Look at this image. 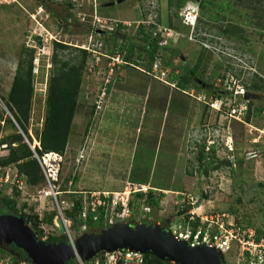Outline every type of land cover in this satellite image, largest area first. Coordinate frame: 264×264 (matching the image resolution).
<instances>
[{"label": "rangeland", "instance_id": "rangeland-1", "mask_svg": "<svg viewBox=\"0 0 264 264\" xmlns=\"http://www.w3.org/2000/svg\"><path fill=\"white\" fill-rule=\"evenodd\" d=\"M104 1L114 3L104 6ZM201 1L185 0L177 8L179 0H173L171 6L167 0H0V137L12 132L4 121L6 115H11L1 97H8L22 48L33 49V96L26 132L36 144L35 136L44 116L53 37L69 45L62 52L66 57L78 54L79 45L101 43L97 50L109 55L118 51L123 58L132 43L136 47L134 58L141 54V60L116 65L107 84L104 57L92 71L82 68L76 113L59 161L56 187L66 190L61 198L83 199L90 191L87 187L112 190L125 185L126 178L179 189L183 197L188 194L196 201L197 213L224 212L229 221L264 232V0H210L213 3L204 2L203 8ZM191 4L196 5L198 12L193 24L192 20L185 22L180 17L186 5ZM176 11L178 16L174 15ZM62 18H67L69 24L58 23L57 19ZM97 18L105 21L101 23L104 29L113 31H95L94 27L100 25ZM123 20L130 22L116 25ZM138 25H144V31L137 35ZM158 25L170 29L166 40L171 41L173 49L166 55L162 49L161 65L152 72L143 51L146 41L141 36L156 31ZM226 28L228 32L223 31ZM39 33L43 37L40 45L35 42ZM179 55L185 60L181 72L200 60L198 78L214 84L213 90L218 94L219 89L232 94L216 96L213 90L205 93L194 82L185 86L184 91L170 86L174 78L168 72H176ZM160 71L165 75L159 76ZM103 86L105 95L100 96ZM112 88L118 93L113 99L109 95ZM189 90H194L197 98H192ZM108 98L111 103L107 104ZM97 105L101 107L98 109ZM248 109L250 116L246 120ZM102 111L105 118L99 124ZM4 146L0 145V155L7 153ZM201 151L202 160L198 158ZM80 153L84 158L77 160ZM130 167L129 179L126 174ZM0 190L10 197L16 195L11 185ZM37 190H17V206L41 217L53 211L54 204L49 197H40ZM81 190L84 192H77ZM137 193L130 194V223L147 222L175 229L181 203L175 202L177 195L154 193L160 204L148 206L144 201L146 192L143 197ZM145 206L148 211L143 210ZM83 224L74 226L70 220L73 239L96 230V226ZM40 228L41 239L60 234L52 229L53 223H41ZM0 247L9 251H1L0 257L14 261L19 258L7 246ZM223 258L227 264H233L237 258L235 249ZM87 261L86 264H92L90 259ZM125 264L136 263L128 260Z\"/></svg>", "mask_w": 264, "mask_h": 264}, {"label": "trees", "instance_id": "trees-1", "mask_svg": "<svg viewBox=\"0 0 264 264\" xmlns=\"http://www.w3.org/2000/svg\"><path fill=\"white\" fill-rule=\"evenodd\" d=\"M185 0H179L176 3L177 8L183 6ZM204 2L212 4L213 1L202 0L200 2L201 8L204 7ZM173 0H167V5L171 6ZM229 5V4H228ZM175 16H178V12H174ZM198 15V13H197ZM182 15L180 14V17ZM122 25V24H118ZM137 35L144 31V25H138ZM238 31L239 28L236 27ZM228 32L229 29L226 28L223 30ZM37 38V37H36ZM141 39L146 41V44L143 45V51L147 57V62L152 65L154 54L156 51L160 50L162 54V47L158 45L159 36H154L151 32L146 33L141 36ZM38 45L41 44L40 39L36 42ZM53 50L51 54V69L50 75L46 84V93L44 99V116L41 123V129L36 133L35 139L36 144H33L31 137L26 132V126L29 122L30 110H31V100L33 96V49L30 47L22 48V53L19 58L17 69L12 80L11 88L8 93L7 99L1 97L6 106L7 111H9L10 116L6 115L4 121H7L12 128V132L3 137H0V145H5L3 148L7 149L5 155H0V165L14 164L18 170V174L24 177L27 189L37 188V185L44 184L45 179L41 171L40 165L35 158L34 154L41 157L44 153L54 152L60 155H63L66 150L68 143V138L70 134L71 124L76 113L77 106V96L79 91V86L81 82V71L85 66L87 68V62L90 58V54L82 48H77L78 54L66 57L64 52L66 49L70 48L69 45L53 40ZM123 47V46H122ZM122 47L120 49H122ZM135 45L130 43L123 60L126 65L136 64L141 60V54L135 55ZM118 53L115 51L113 55ZM111 55V54H110ZM131 60V61H130ZM200 63L198 60L193 67L185 70V74L182 77H179L177 73L172 70L171 76L176 82V87L183 90L187 85H190L192 76L196 74L197 67ZM125 64V63H124ZM257 87V86H255ZM216 96H221L217 92ZM93 110V109H92ZM250 109H248L245 115L246 120H248L250 114ZM18 128L21 129V132L26 136L27 140L33 149L24 141V138ZM205 144H203V147ZM200 160L203 158V151L200 152ZM77 178H75V181ZM67 179L65 182H68ZM72 182V181H71ZM4 188V187H0ZM15 194H18V189L14 187ZM59 190L65 192L64 187H58ZM73 194L76 192L74 189L71 191ZM16 195L10 197L8 193L0 190V214L8 213L16 215L23 219L24 223L29 225L33 230L37 239L42 237V229L40 228L41 223L52 224L55 211L46 212L41 218L37 216L36 213H28L24 211V207L17 206ZM136 195L143 197V192H139ZM145 203L148 206L160 204V198L157 195L152 193V190L147 194L145 193ZM82 198L74 197L72 199L73 206L72 217L74 226L81 225L85 223L88 226H96V232L103 229V220L106 216V213L103 210H97V218L93 219V213H88L86 218H81L80 210L82 208ZM131 206L133 203L130 201ZM147 206V207H148ZM134 223V222H133ZM136 223V222H135ZM134 223V224H135ZM238 225V224H236ZM242 226V225H240ZM106 227V226H105ZM246 227V226H242ZM257 235H261L264 232H261L260 229L255 228ZM66 240V237L63 234H58L56 236H47L45 241L52 243L55 241ZM10 250L15 253L17 257H27L26 253L21 249L16 247L13 243L9 244ZM9 252L8 250L0 247V252ZM11 251V252H12ZM74 259H69L65 264H72ZM87 262V261H86ZM140 264H175L168 260H161L155 257L150 253L142 254V261Z\"/></svg>", "mask_w": 264, "mask_h": 264}, {"label": "built area", "instance_id": "built-area-1", "mask_svg": "<svg viewBox=\"0 0 264 264\" xmlns=\"http://www.w3.org/2000/svg\"><path fill=\"white\" fill-rule=\"evenodd\" d=\"M182 20L185 22L193 21L197 18V7L196 5H186L183 12H181ZM100 22L99 26H95L94 30L98 33H102L104 30L103 24L105 21L97 18ZM108 30L112 28H106ZM168 27L158 25L156 31H153L154 36H159L158 45L163 47L166 42ZM35 42L37 40H42V34L36 35ZM53 39L57 41L54 37ZM60 42V41H58ZM98 46V47H97ZM101 43L95 45L93 43L89 45H79V48L85 49L89 54L90 58L87 62L88 71H92L95 66L99 63L100 58L104 57L106 59L107 66V78L105 79V84L109 82V76L112 74L114 67L120 65L121 63H126L119 53L114 55H109L107 53L97 50ZM162 55L161 51L158 50L154 54V58L151 65V71H157L161 65ZM165 73L160 71L159 76H164ZM158 76V77H159ZM162 77H160L161 79ZM108 86V85H107ZM106 87H101V95L104 96ZM210 106H214L212 102H209ZM101 106L97 105L99 109ZM54 152L44 153L41 157L34 154L37 159L41 171L43 173L45 182L43 187L34 188L36 193L43 198H50L54 206L51 210L55 211L53 217V228L57 229V223L55 222L56 217H60L65 231L64 234L67 236V242L72 246L74 244V239L72 238L70 232V220L64 215L65 211L71 210L73 206L72 200H64L61 198L62 191L56 187V181L58 180V168L61 155L56 154L58 161L53 158V161H46V158ZM84 158L83 153H80L78 159ZM11 185V187H16L20 191H25L27 185L25 183L24 177L18 174V170L14 164L0 165V187ZM143 186V185H142ZM132 187L130 183H126L121 191H87L82 199V208L80 210V217L85 219L88 213H95L97 210H103L106 216L103 220L105 226L112 225L116 222H129L133 208L130 204V194L136 192L145 193L144 187ZM84 192V191H83ZM193 198L185 194L183 202L180 203V208L178 209V221L175 225L174 230H170L172 234L178 238L187 241L192 246H209L215 247L217 250L224 255L231 249H235L236 261L233 264H264V234L257 235L256 230L252 227H242L236 225L232 221H229L228 214L224 212H216L214 210L203 211L202 213H197ZM188 205L192 207L188 208ZM50 210V209H49ZM143 210L148 211V207L145 206ZM42 217V216H41ZM39 217V218H41ZM97 218L96 214L93 215V219ZM106 220V221H105ZM85 227V225H82ZM42 238V237H41ZM45 238V237H44ZM43 238V239H44ZM42 239V240H43ZM46 239V238H45ZM44 239V241H45ZM234 245V247H233ZM233 247V248H232ZM72 264H86L87 260L79 259L77 255L73 257ZM92 264H125L128 260L135 261L136 264H140L142 261V253L131 251L128 249L105 251L102 254L90 259ZM87 261V262H86ZM0 264H34L27 257H19L16 261L11 260L8 257H0Z\"/></svg>", "mask_w": 264, "mask_h": 264}, {"label": "water", "instance_id": "water-1", "mask_svg": "<svg viewBox=\"0 0 264 264\" xmlns=\"http://www.w3.org/2000/svg\"><path fill=\"white\" fill-rule=\"evenodd\" d=\"M113 3L107 1L102 5ZM244 95L247 97V93ZM20 133L33 149L26 136L21 131ZM64 215L71 218L72 212L67 210ZM55 222L59 233L63 234L65 228L61 218L56 217ZM10 243L25 252L34 264H65L75 256L66 240L48 243L37 239L22 218L3 213L0 214V246H8ZM74 246L82 260H89L105 251L128 249L142 254L150 253L158 259L175 264H227L215 247L192 246L187 241L176 238L165 225L147 222H116L98 232H84L74 238Z\"/></svg>", "mask_w": 264, "mask_h": 264}, {"label": "flooded vegetation", "instance_id": "flooded-vegetation-1", "mask_svg": "<svg viewBox=\"0 0 264 264\" xmlns=\"http://www.w3.org/2000/svg\"><path fill=\"white\" fill-rule=\"evenodd\" d=\"M41 7H42V4L40 5ZM42 10V8H40L39 10H37V12H39V11H41ZM48 14H49V11H48ZM48 14L46 15L47 17H48ZM50 14H52V13H50ZM63 19V18H62ZM58 20V23H64V24H69V21L67 20V18H64L63 20H61V19H57ZM110 32L111 31H113V28L112 29H110L109 30ZM103 34L105 33V34H110V32H108V33H106L107 31L106 30H102L101 31ZM176 34H177V32L175 31L174 33H173V35H172V39L173 38H175V36H176ZM163 51H164V53H165V55L167 54V52L169 51V50H172L173 48H171V41H170V43H168L167 42V40H166V42H165V44L163 45ZM179 59H180V63H179V65H177V66H179V67H177V69H179V70H177L176 69V73H177V75L179 76V77H182L184 74H185V71H183V72H181L182 70H184V62H185V60H184V57L182 56V55H179ZM193 67V66H192ZM191 68V67H190ZM188 70H189V67L187 68ZM187 69H186V71H187ZM168 75H170L171 76V71L170 72H168ZM191 82H194V83H196L198 86H200L201 88L199 89L200 91H204L205 93H211V91L213 90V86H214V84H211V83H208V82H203L200 78H198V76H197V71H196V74L194 73V75L192 76V80H191ZM169 85L170 86H176L175 85V83H172V85H171V83H169ZM190 89H192L191 87H190ZM198 90V91H199ZM184 91V90H183ZM194 90H189L187 93L190 95V96H192V98H197L195 95H194V92H193ZM195 91H197V90H195ZM218 91V90H217ZM186 92V91H185ZM212 93H215V91L213 90L212 91ZM223 93H226V94H232V91H229V90H220L219 89V94L220 95H222ZM247 95H248V93H247ZM206 104H208L209 105V103L208 102H206ZM8 248H9V245L7 246ZM10 249V248H9ZM10 251H12V250H10Z\"/></svg>", "mask_w": 264, "mask_h": 264}, {"label": "crops", "instance_id": "crops-1", "mask_svg": "<svg viewBox=\"0 0 264 264\" xmlns=\"http://www.w3.org/2000/svg\"><path fill=\"white\" fill-rule=\"evenodd\" d=\"M104 2H106V1H104ZM104 2H101V4L102 3H104ZM94 6H95V3H94ZM104 6H107V5H104ZM116 22H120V21H116ZM128 22H130V21H128V20H123L122 22H120V24H128ZM119 23H116V25H118ZM120 27V26H119ZM166 27V26H165ZM104 30H108V29H104ZM101 34H103V33H101ZM105 34V33H104ZM124 54H125V51H124ZM127 63V62H126ZM125 63V64H126ZM172 83H175V85H176V82L174 81V82H172ZM114 90H115V88L113 89L112 88V90L109 92V95H110V97L113 99V96H116L118 93H114ZM181 91H183V90H181ZM109 97V98H110ZM109 98H108V100H109ZM107 100V104L108 103H111V99L108 101ZM105 118V115H103V111L101 112V119H100V121H99V124L100 123H102V120ZM87 159V158H86ZM126 176H128V178L130 179L131 178V167H130V171H128L127 172V174H126ZM119 181H121L122 182V180L120 179ZM124 181V180H123ZM124 182H126V183H133V184H139V185H144L145 187H144V189L146 190V194L149 192V191H151L152 190V193L154 194V193H157V194H163V193H168V192H173L175 195H177L176 196V201L175 202H183V200H184V197H183V192L182 191H180L179 189L177 190H172V189H168V188H164V187H159V186H153V185H151V184H149L148 182H135V181H133V182H131V180H127L126 178H125V181ZM123 185L124 184H121L120 186H117L118 188H114V189H112V190H109V189H103V188H89V187H87L90 191H121L124 187H123ZM146 186H148V187H146ZM77 192H83L82 190L81 191H77ZM144 194V193H143ZM180 195L182 196V198H181V200H180ZM177 197H178V199H177Z\"/></svg>", "mask_w": 264, "mask_h": 264}, {"label": "bare ground", "instance_id": "bare-ground-1", "mask_svg": "<svg viewBox=\"0 0 264 264\" xmlns=\"http://www.w3.org/2000/svg\"><path fill=\"white\" fill-rule=\"evenodd\" d=\"M53 158L56 159V154H55V153H54V154L51 153L50 155H48V157L46 158V161L53 160ZM71 247H72L73 253H75V254L77 255V257L80 259L81 257H80L79 254L76 252V249H75L74 244H73Z\"/></svg>", "mask_w": 264, "mask_h": 264}, {"label": "clouds", "instance_id": "clouds-1", "mask_svg": "<svg viewBox=\"0 0 264 264\" xmlns=\"http://www.w3.org/2000/svg\"><path fill=\"white\" fill-rule=\"evenodd\" d=\"M198 13V12H197ZM198 16V15H197ZM197 19V18H196Z\"/></svg>", "mask_w": 264, "mask_h": 264}]
</instances>
